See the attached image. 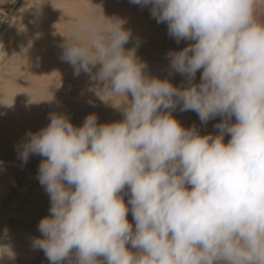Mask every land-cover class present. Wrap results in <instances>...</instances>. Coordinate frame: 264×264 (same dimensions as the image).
<instances>
[{
  "label": "clouds",
  "instance_id": "9594fccd",
  "mask_svg": "<svg viewBox=\"0 0 264 264\" xmlns=\"http://www.w3.org/2000/svg\"><path fill=\"white\" fill-rule=\"evenodd\" d=\"M131 2L151 5L177 43L194 41L167 53L189 85L149 77L124 49L123 19L84 14L72 23L61 58L120 97L123 120L98 124L92 113L77 127L51 113L17 145L24 163L44 157L37 179L50 215L33 248L50 264H71L73 250L75 264H264V21L256 16L264 0ZM177 104L201 123L224 117L219 134L182 127L171 115Z\"/></svg>",
  "mask_w": 264,
  "mask_h": 264
},
{
  "label": "rangeland",
  "instance_id": "374dc122",
  "mask_svg": "<svg viewBox=\"0 0 264 264\" xmlns=\"http://www.w3.org/2000/svg\"><path fill=\"white\" fill-rule=\"evenodd\" d=\"M16 1L0 0V25ZM150 8L151 5L141 6L131 0H23L8 19L0 35V264H50L44 252L32 246L33 238H42L38 230L40 219L50 215L49 195L37 179L44 157L31 154L24 163L17 149L28 138L29 123L46 127L51 113L65 115L77 127L92 113L98 124L123 120L121 107L116 106L121 98L104 92L103 85L84 72L75 76L73 67L61 58L63 35H71L72 23L84 14L98 20L102 15H117L125 21L123 28L131 33L125 51L134 50L135 57L146 64L144 70L149 77L167 79L178 88L189 85L185 75L167 65V53L179 51L194 41L182 39L177 43L168 31L157 32L164 23H157ZM256 16L264 21V4L257 7ZM201 72L197 71L192 84L200 83ZM131 99L129 94L127 100ZM176 108L171 115L183 123L182 127L190 128L184 118L196 113L181 111L179 104ZM179 110L184 112L183 116ZM192 119L197 130L199 121L203 134L214 136L218 130L215 125L224 118L217 115L206 124L201 123L197 114ZM231 122H236L235 117ZM224 139L229 141L230 136L225 134ZM120 195L127 205V186ZM127 219L134 228L131 211ZM126 247L137 252L130 244ZM71 255V264H75V250ZM97 259L103 264V257ZM61 264L70 262L66 259Z\"/></svg>",
  "mask_w": 264,
  "mask_h": 264
},
{
  "label": "bare ground",
  "instance_id": "6f19581e",
  "mask_svg": "<svg viewBox=\"0 0 264 264\" xmlns=\"http://www.w3.org/2000/svg\"><path fill=\"white\" fill-rule=\"evenodd\" d=\"M14 7V6H13ZM11 11H12V9H11ZM17 11V10H16ZM10 14H11V12L9 13V15L7 16V18H5V20L3 21V23H6V21H8V19L10 18ZM116 17H117V15H116ZM1 26V25H0ZM166 26H167V24H166V22L162 25V26H160L159 27V29L157 30V32L159 31V33H163L164 32V34L167 32V28H166ZM5 30V29H4ZM3 30V31H4ZM3 31L0 33V35L3 33ZM167 35V34H166ZM164 38V37H163ZM161 61V60H160ZM167 65H169V64H167ZM97 67H99V65H97ZM169 67H170V65H169ZM145 71V70H144ZM175 72V71H174ZM145 73H146V71H145ZM184 86V85H183ZM11 97V96H10ZM12 108V107H11ZM19 108V107H18ZM177 109V108H176ZM12 110V109H11ZM172 112V111H171ZM179 112H181L180 110H179ZM178 112V113H179ZM182 113V116H183V113L184 112H181ZM180 114V113H179ZM178 114V115H179ZM181 116V117H182ZM187 116V115H186ZM196 116V114H190V115H188L187 116V118H184V120L185 121H187L188 122V124H189V126L190 127H192V126H194V120L192 119L193 117H195ZM178 117V116H177ZM180 117V116H179ZM181 117H180V119H181ZM220 117H222V116H220ZM224 118V117H223ZM187 119V120H186ZM183 120V119H182ZM183 120V122H185ZM187 122H185L186 124H187ZM29 123V122H28ZM183 124V123H182ZM181 124V125H182ZM198 124H199V126H198V130H199V133H200V135H204L203 134V127H202V125L199 123V121H198ZM25 126H26V123H25ZM29 127H30V130H31V132H37V131H39L40 129H42V128H44L41 124H39V123H34V122H31V123H29ZM188 127V126H187ZM189 128V127H188ZM210 128V127H209ZM208 131V130H207ZM206 131V132H207ZM205 132V131H204ZM219 134V129L217 130V132L214 134V136L215 135H218ZM227 142H228V140H226V139H224V143L225 144H227Z\"/></svg>",
  "mask_w": 264,
  "mask_h": 264
},
{
  "label": "water",
  "instance_id": "95a60500",
  "mask_svg": "<svg viewBox=\"0 0 264 264\" xmlns=\"http://www.w3.org/2000/svg\"><path fill=\"white\" fill-rule=\"evenodd\" d=\"M22 1H23V0H17V1H16L15 5H14V7H13V10H12V12H11V14H10V17H12V14L16 11V9L19 7V5L22 3ZM7 22H8V21H6V23H7ZM6 23H3V24L0 26V33L4 30Z\"/></svg>",
  "mask_w": 264,
  "mask_h": 264
}]
</instances>
